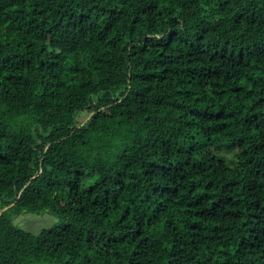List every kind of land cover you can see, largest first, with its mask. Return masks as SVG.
Instances as JSON below:
<instances>
[{"label": "trees", "instance_id": "16d2710c", "mask_svg": "<svg viewBox=\"0 0 264 264\" xmlns=\"http://www.w3.org/2000/svg\"><path fill=\"white\" fill-rule=\"evenodd\" d=\"M0 264H264V0H0Z\"/></svg>", "mask_w": 264, "mask_h": 264}, {"label": "rangeland", "instance_id": "374dc122", "mask_svg": "<svg viewBox=\"0 0 264 264\" xmlns=\"http://www.w3.org/2000/svg\"><path fill=\"white\" fill-rule=\"evenodd\" d=\"M89 116V114H86L82 111L80 120L82 122H85L89 118ZM56 221V216L47 212H24L15 218V223H17L19 226L26 230L33 231L36 233L45 227H50Z\"/></svg>", "mask_w": 264, "mask_h": 264}]
</instances>
